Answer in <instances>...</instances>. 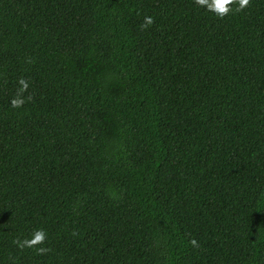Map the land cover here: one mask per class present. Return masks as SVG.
Here are the masks:
<instances>
[{"label":"trees","instance_id":"trees-1","mask_svg":"<svg viewBox=\"0 0 264 264\" xmlns=\"http://www.w3.org/2000/svg\"><path fill=\"white\" fill-rule=\"evenodd\" d=\"M237 9L0 0V264H264V0Z\"/></svg>","mask_w":264,"mask_h":264},{"label":"clouds","instance_id":"clouds-1","mask_svg":"<svg viewBox=\"0 0 264 264\" xmlns=\"http://www.w3.org/2000/svg\"><path fill=\"white\" fill-rule=\"evenodd\" d=\"M195 3L198 6L205 8L206 11L215 14L217 17L225 18L232 14L233 8L236 5H238L237 10H243L248 7L250 0H195ZM151 24L152 19L150 17H145V26ZM19 83L22 87L19 89L17 97L12 101L13 108H19L25 103L21 94L29 87L28 83L23 79H21ZM46 238L47 233L43 229H38L33 233V238L17 241V243L20 247H34L36 245L43 244L46 241ZM193 244H195V241H193ZM39 250L44 251L43 248Z\"/></svg>","mask_w":264,"mask_h":264}]
</instances>
